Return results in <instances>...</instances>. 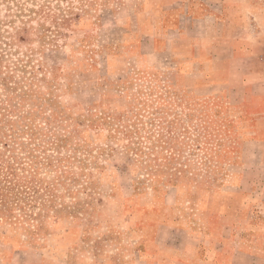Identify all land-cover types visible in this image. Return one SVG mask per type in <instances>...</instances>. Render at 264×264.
<instances>
[{"label": "rangeland", "instance_id": "rangeland-1", "mask_svg": "<svg viewBox=\"0 0 264 264\" xmlns=\"http://www.w3.org/2000/svg\"><path fill=\"white\" fill-rule=\"evenodd\" d=\"M152 17L0 0V264H154L233 227L263 245L264 143L235 84L196 86L197 44Z\"/></svg>", "mask_w": 264, "mask_h": 264}, {"label": "crops", "instance_id": "crops-1", "mask_svg": "<svg viewBox=\"0 0 264 264\" xmlns=\"http://www.w3.org/2000/svg\"><path fill=\"white\" fill-rule=\"evenodd\" d=\"M152 19H167L181 40L197 44L187 49V76H200V88L237 91L236 102L241 122L251 123L250 142L264 143V0H145ZM160 12V15H158ZM190 64V65H189ZM199 64V66H196ZM218 233L198 251L192 247L181 255L166 254L154 264H264V243L253 249ZM238 231V230H237ZM200 252V254H199ZM179 254V253H177Z\"/></svg>", "mask_w": 264, "mask_h": 264}, {"label": "trees", "instance_id": "trees-1", "mask_svg": "<svg viewBox=\"0 0 264 264\" xmlns=\"http://www.w3.org/2000/svg\"><path fill=\"white\" fill-rule=\"evenodd\" d=\"M4 179H5L6 181H14V179H15V174H14V172H12V171H8V173L5 174ZM0 182H1V180H0ZM8 188H9V186H8ZM0 197H1V198H2V197L8 198V197H9V193H5V192H3L2 190H0Z\"/></svg>", "mask_w": 264, "mask_h": 264}]
</instances>
